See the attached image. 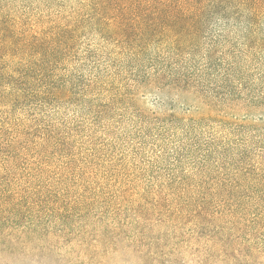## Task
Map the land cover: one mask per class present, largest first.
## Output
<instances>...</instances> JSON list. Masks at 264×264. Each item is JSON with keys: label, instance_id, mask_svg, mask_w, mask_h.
Masks as SVG:
<instances>
[{"label": "trees", "instance_id": "trees-1", "mask_svg": "<svg viewBox=\"0 0 264 264\" xmlns=\"http://www.w3.org/2000/svg\"><path fill=\"white\" fill-rule=\"evenodd\" d=\"M25 2L0 0V258L178 263L261 237L239 230L264 227V0ZM128 121L167 168L119 150Z\"/></svg>", "mask_w": 264, "mask_h": 264}, {"label": "rangeland", "instance_id": "rangeland-1", "mask_svg": "<svg viewBox=\"0 0 264 264\" xmlns=\"http://www.w3.org/2000/svg\"><path fill=\"white\" fill-rule=\"evenodd\" d=\"M17 3L25 4V0H15ZM34 5H39L43 3L44 0H31ZM58 7L57 4L54 5V8ZM193 97V96H192ZM165 104L164 108L158 107L160 111H164L168 108V104L174 103L176 106V110L180 111L182 108L187 107V105H197V101L192 99L186 95H166L164 96ZM143 105L150 107V102L148 99L144 100ZM168 110V109H167ZM134 123L128 121L124 124L125 130H118L115 135H117L120 141H123L125 137H132L135 141H128V143H122L119 147V150H122L124 146L127 151L134 152L135 149L138 152L137 160L140 164L148 165L146 162L152 161L154 169H162L167 168L169 166V160H159L153 158V155L150 154L149 150L153 147L151 144V139L149 138L141 143L137 141V137H135L134 131ZM134 136V137H133ZM129 139V138H127ZM121 157V156H118ZM117 161V160H116ZM243 234L253 233V235H259L261 237L251 238V239H244V240H234L228 246L230 249V257L224 256H213V257H206L202 255H185L180 256L181 260H178V263L173 261H169L166 259L164 261L165 264H264V227H241L239 230ZM258 249V250H257ZM253 250V251H252ZM253 254L254 251H256ZM82 261L81 257H62V258H26V259H13V257H5L0 258V264H80ZM109 264H159L153 262H145L142 260L140 255L136 254L132 250L122 249L118 255H112L109 258Z\"/></svg>", "mask_w": 264, "mask_h": 264}]
</instances>
